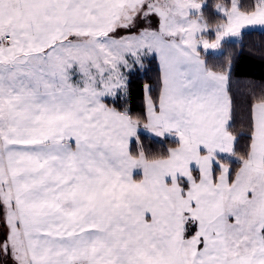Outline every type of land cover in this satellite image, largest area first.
Returning a JSON list of instances; mask_svg holds the SVG:
<instances>
[{
  "label": "snow or ice",
  "instance_id": "1",
  "mask_svg": "<svg viewBox=\"0 0 264 264\" xmlns=\"http://www.w3.org/2000/svg\"><path fill=\"white\" fill-rule=\"evenodd\" d=\"M254 33L264 0H0V264H264Z\"/></svg>",
  "mask_w": 264,
  "mask_h": 264
},
{
  "label": "trees",
  "instance_id": "2",
  "mask_svg": "<svg viewBox=\"0 0 264 264\" xmlns=\"http://www.w3.org/2000/svg\"><path fill=\"white\" fill-rule=\"evenodd\" d=\"M212 2V0H210ZM264 45V37L259 33H254L245 40L243 55L239 58L237 71L245 79L257 82L264 81V60L259 58L258 50ZM249 49L253 52L250 54ZM157 75L156 64L152 63L148 69L143 72H137L132 77L131 83V103L134 110L139 111L142 97L143 85L145 83H154Z\"/></svg>",
  "mask_w": 264,
  "mask_h": 264
}]
</instances>
